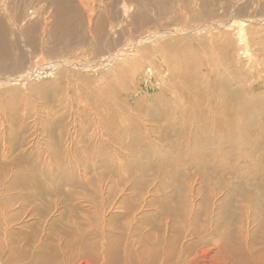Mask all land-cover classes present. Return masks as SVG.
<instances>
[{
	"label": "rangeland",
	"instance_id": "rangeland-1",
	"mask_svg": "<svg viewBox=\"0 0 264 264\" xmlns=\"http://www.w3.org/2000/svg\"><path fill=\"white\" fill-rule=\"evenodd\" d=\"M262 1L154 0L156 8H153L152 0L147 4L143 0H125L126 3H135L137 12L133 24L126 28L124 23L118 22V8L122 7L123 0H117L118 4H114L115 0H104L103 10L112 13V9H116V29L124 25L126 32L119 33L115 29L106 37L98 36L101 39L93 53L86 52L90 47L88 42L93 40L91 37L87 36L79 45L74 43L70 46L69 42L55 38L60 35L53 29V11L62 2L57 1L51 6L49 0H0V14H3V9L8 11L4 15L7 25L16 29L12 23L15 20L13 10L20 12L18 24L24 16L36 21L37 27L33 32L36 40L43 27L42 18H47V10L51 9L47 26H44L48 34L44 38L43 49L38 46L35 52L36 58L39 57L37 64L56 59L74 62L78 59L83 64L96 60L94 67L57 66L24 82L0 84V264H24L27 258L22 256L23 251L29 255L33 253L39 262L42 256L48 255L55 264H64L69 247L77 249L80 238L94 246L90 250L101 262L110 238L117 237L120 239L117 264H234L237 259L245 262L238 261L239 264L264 262V148H253L255 143L252 142L253 145H249L251 151L229 157L226 167L218 169H211L214 164H196L191 168L156 166L140 155L128 163L121 160L132 156L125 152L119 153L118 159L112 152L105 155H111L112 160L109 165L102 166L95 162V154L86 141L89 136H95L90 140L91 144L94 140L99 141L92 125L101 123L94 120L87 108L99 94L104 93H107L104 96L110 106L115 100L128 102L126 106L132 108L138 102L150 105L160 94L169 98L183 96L181 101L184 104L177 101L178 104L187 106L189 101H198V106L208 114L210 106L216 101L220 103L222 92L239 89L244 104L252 106L255 113L252 117L249 110L247 123L242 121L241 124L259 132V125L264 124V24L248 27L250 33H256L255 44L250 42V45L254 56L263 62L260 68L259 64L248 66V59L239 54L238 40L232 34L234 30L228 31L226 37V33L220 35L217 29H209L213 24L200 32L178 33L145 43L150 47L163 43L165 48L154 55L146 51L148 57H140L142 53L135 51L138 56V68L135 70L123 68L124 57L119 71L120 60L102 67L97 60L102 54L123 45L129 40V35L135 37L152 30L198 27L210 21L224 24L234 18H264V11H260L264 6ZM30 11L33 13L28 15ZM133 27L135 29L130 34L128 30ZM19 46L22 51H28L29 45L25 40L19 38ZM161 61L168 68V74L163 72ZM7 63H13V67L0 69V79L17 78L28 70L20 63ZM149 66L153 69L147 70ZM171 87L177 88L171 90ZM110 89L116 91L112 100L107 97L111 94ZM117 102H113L112 115L121 109ZM100 107L97 112L108 117V109ZM140 112H137V117L142 119ZM160 119L145 130L152 148L149 154L150 157L170 158L174 152L164 153L158 145L176 141L172 131L175 124L169 119ZM182 124L187 133L193 126L191 122ZM88 125L92 127L88 129ZM165 130L168 136H159ZM62 132L72 136L71 145L75 146L72 152L63 153L65 148L58 140ZM263 139H258V142ZM182 142V145L188 144L185 136ZM170 146L173 149V145ZM161 199H166L170 207L183 200L181 211L184 218H174L169 212L158 210L157 201ZM222 212L233 216L226 227L225 223L218 225ZM228 229L232 230L230 242L237 250L236 254L220 251L225 243L219 237ZM203 239L209 240L206 249L201 243ZM154 244H160L163 247L160 251L165 252L156 261L155 255H141L142 249ZM169 248L172 253H168ZM125 250L130 251V255H126L128 252ZM218 250L222 256L217 254ZM222 257L224 260L231 258L225 262Z\"/></svg>",
	"mask_w": 264,
	"mask_h": 264
},
{
	"label": "bare ground",
	"instance_id": "bare-ground-1",
	"mask_svg": "<svg viewBox=\"0 0 264 264\" xmlns=\"http://www.w3.org/2000/svg\"><path fill=\"white\" fill-rule=\"evenodd\" d=\"M49 1H50L51 6L53 5V3L57 1L62 2L60 3V6L56 7V9H54L53 11L54 22L52 24H53V29L55 30L56 34L60 35L55 38L65 43L69 42L68 43L69 46L70 44H74V43L78 45L80 43H83L80 41L86 40V37L88 36V37L93 38V40H90L88 42L90 47L86 48V52L93 51L94 53L96 52V48L98 49V40L101 39V37H98V36L106 37V34H108V32H114L116 29L117 24L115 23L117 21H114V14H115L116 9L114 8L115 11H113L112 9V13H110V11H107L106 9L103 10V7H105L104 0H49ZM116 1L117 0H115L114 4L116 3L118 4V2ZM152 1H153V8H156V4L154 0ZM143 3L144 4L149 3V0H143ZM122 7L118 8V16L120 18L118 22L124 23L126 28H129L128 26L132 25L134 22L133 18L136 19V16H137L136 15L137 12L135 10L136 5L133 2L126 3L125 0H123ZM0 10H2V7H0ZM11 10L12 9H10V11ZM50 10L51 9L47 10L48 12L47 18H49V15H51ZM126 10L128 13H126ZM260 11L261 12L264 11V6H262ZM7 12H8L7 9H3V14H0V69L7 68V67L11 69L13 67V63H7V61H13L15 63H20L21 66H25L28 70L25 72H21L17 76V78L7 77V78L0 79L1 85H7L11 82L13 83L24 82L26 79L32 76L42 74L43 71L47 70L48 68L53 69L57 66H61V67L72 66V68L76 67L78 69L94 67V63L96 62V60L94 61V63H91V64L85 63L86 64L85 65L82 62L78 61V59H77V62H74L72 60H65V59H61V60L52 59L54 61L48 60L47 62H45L44 59L42 58L41 60L42 62L44 61V63L37 64L36 62L39 60L38 59L39 57L36 58L35 52L38 49V46L40 47V49H43V45L45 43L44 38L48 34L46 31V28L44 27L47 24V21H46L47 18H44V17L42 18L43 27L41 28V30L39 29L40 31L38 32L39 33L38 39L36 40L35 34L33 33L37 27L36 21H31L30 19L25 18L24 16L21 19V23L18 24L17 20L20 16V12L13 10L12 15H14L15 20H12V23L16 25V29H17L16 30L15 28L7 25V23L5 22L4 15H7L6 14ZM32 13L33 11H30L28 15ZM57 16L59 17L58 22H56ZM211 24H213L214 26L210 27L209 29H217L220 35H223V33H226L225 35L226 37H227V33L234 30L232 34L238 40L239 49H240L239 54L242 55V57H246L248 59V62H247L248 66L251 65L255 67V65L259 64L258 66L260 68L263 65V62L260 63L259 60L254 56V53L252 52L253 49L250 45V42L255 44V42L253 41H254V36L256 35V33L255 31L250 33V28L248 29V27L249 26L253 27L257 24L259 25L264 24V18H258V19H254V18L235 19L234 18L232 19L231 22H227L224 24L217 22V21L215 22L210 21L198 27L195 26V27H190V28H181L178 30L176 29L154 30V31L152 30L148 32L146 31L144 35L139 34L135 37H133L132 35H129L127 38L129 40L124 42V44L121 45L119 48L111 50L105 54H102L100 58L97 60V62L99 63L100 67H102V66L111 65L120 60L119 65H118V71L121 69L122 61L124 62V65H125L123 68L127 69V67L128 68L130 67L132 70H135L138 68V65L136 64V58L138 56L135 53V51L136 52L139 51L142 53L140 54L141 56L139 55L140 57H145V56L148 57L149 53H146V51L151 52L152 55H154L158 52H163L165 48L164 47L165 45H163V43L157 44L153 47H150L146 45L145 43H148V42L150 43L151 41H155L156 39H162L164 38L163 36L170 37V36L177 35L178 33L185 34V33H192V32L193 33L200 32L201 30H204L207 27H209ZM123 26L119 27L120 29L117 28L116 30L119 31V33L123 31L126 32L125 29L123 30V28H125ZM134 29L135 28L133 27L128 30L130 34L132 30ZM94 32L96 36L93 37ZM91 33L92 35H89ZM259 33L260 32H258V34ZM116 34L117 32H115V36ZM14 36H15V40H14ZM124 36L127 37L126 34ZM19 38L25 40L27 44L29 45L27 47L28 49L27 52L22 51V49L20 48ZM139 44L142 46H140ZM51 50L54 51V49H51ZM133 53H135L136 56ZM260 55H263V54H260ZM32 59H35L33 60L34 61L33 63H32ZM161 62H162L161 66L164 67L163 72H167L166 74H168V68H166L165 64H163L164 63L163 61ZM31 63L32 65H30ZM27 64H29V66H27ZM99 65H96V66H99ZM146 69L152 70L153 67L149 66V67H146ZM145 73H148V71L145 70ZM256 73L258 74V72ZM46 74L48 73L46 72ZM117 84L119 83L117 82ZM171 88H172L171 90H173L177 87H171ZM115 93L116 91L112 89L111 94L107 95V97H109L112 100V96L116 95ZM105 94L107 93L99 94L97 96L98 99L97 98L96 100L94 99L90 107L87 108L88 110L91 111L94 120L97 119V121L101 123L100 125L99 124L92 125L93 130L96 131V132L93 131L94 134L99 135L98 137L99 141L97 140L95 142L94 140L95 143L94 142L92 144L90 143V140L94 139L95 136L94 138L92 136H89L88 139L86 140L88 141L89 146H91L90 149L93 150L92 152L95 154V157H96L95 162H97V165L98 163L101 164L102 166L109 165L110 160H112V158L110 157L111 155H108L107 156L108 158L105 155L111 152L112 154H114L115 158L117 157V159L120 157L119 153L125 152V154L127 155H132L130 156L131 158L127 157V158L121 159L122 161H125L128 163L131 160L132 162H134L140 155L142 157H146V160L154 163L156 166H163V165L164 166H167V165H174V166L178 165L179 166L180 165L183 167L188 166L191 168V167H195L196 164L198 165L200 164L203 166L214 164V167L211 169H218L221 167H226L227 163L225 162L227 161L229 157L232 158V156L234 157V155L238 157L241 155H245V152L247 151H251L249 147L250 144L253 145V143H255L253 145V148H264V144H263L264 139L262 140L261 143L258 142L259 141L258 139L264 137V133H262L264 131V124H262L261 126L259 125V130H258L259 132H255L254 129L247 127V124L245 127L243 124H241L242 121H246L247 123V116L249 115V110H251L252 117L255 113L251 109L253 108L252 106H248L244 104L243 100L241 99L242 91L239 89H235L232 91L225 90L224 92H222L220 103L216 101V104H213L212 106H210L207 109L209 111L208 114L205 113L202 106H198L199 105L198 101H195V102L189 101L188 102L189 104L187 106L178 104L177 101L179 103H183L181 101V98L183 96L178 97V96L173 95V98H169V97H166L165 95L160 94V96L152 100L153 102H151L150 105H147V103L142 104V102H138L134 104L132 108V106L130 105L126 106V103L129 104L128 102L126 103L124 101L117 102L115 100L112 101L111 103L112 106H110L107 98L104 96ZM211 99L214 100V97H212ZM171 100H173V103H171ZM113 102L114 103L117 102V104L121 107L120 110L118 109L119 111L114 112L115 113L114 115H112L113 112H111L112 110L111 108L114 105ZM194 103L197 105H195ZM85 105L87 106V103H85ZM99 105H101L100 108L104 107L108 109L109 111L108 113H110L108 117H105L104 114L101 113L100 111L97 112V110L99 109L98 108ZM139 111H142V113L140 112L142 119H139L137 117V112ZM28 116H30V114ZM87 117L88 116H86V119ZM146 118H148V121H146ZM160 118L169 119L170 123L175 124V130H172V131L177 137L176 141H171L167 144L158 145L161 147V149L164 150V153L165 151L174 152V154L170 158H160L158 156L150 157V154H149L152 148L150 149L151 146L148 143L145 130L148 129L149 126L150 127L154 126L157 122L161 120ZM90 122L92 123V121ZM189 122H191L193 126L187 133L182 123H189ZM10 124H12V122ZM147 124L149 125L146 127L145 125ZM89 127L90 125H88L87 128L89 129ZM84 129L86 130V128ZM65 134H66L65 132H62L61 136H59V139H58V136L56 135L57 139L62 143L61 147L65 148V151L63 153H67V151L72 152V150H75L74 149L75 146L73 147L72 146L73 144L71 145L72 139H70V137L72 136L69 137L68 135H65ZM167 134L168 132L165 130L159 133V136H162L163 138H165ZM184 136H185V139L188 140L187 145H182ZM11 139L10 141H12ZM170 145H173L172 147L173 149L170 148L171 147ZM57 149L59 150L60 148L58 147ZM98 156H101V157H98ZM216 164H219L217 168H215ZM21 180L24 181V179H21ZM157 203H158V210L162 212H169L168 214L174 218H179V219L184 218L185 215L181 211L184 205L183 200H181L177 206L174 205L172 207H170V205L167 204L166 199L158 200ZM224 212H225V207H224ZM224 212H222L221 214V219L218 221L219 222L218 225H221V223H225V227H226L227 222L230 221L231 217L233 216L231 214H224ZM163 214L164 213L158 214L160 215L158 217H161ZM194 229L196 230V227H194ZM231 231L232 230L228 229V231L226 230L224 235H221L219 237V240L222 239V241L225 243V247H222L223 250L220 249V251L222 252L228 251V253L232 252L231 254H236L237 250L232 247L231 242H230L232 241ZM212 234H214V232ZM80 239H81L79 241L80 245L77 246V249L72 250L73 248L69 247L70 251L64 258V264H87L88 262H94L95 264H117L116 260H118V255H120V252H118V248H117L119 246L118 242L120 241L118 237L113 238V239L110 238V241L108 243L109 245L107 244L108 246L107 245L105 246L104 257H103V261L101 262L98 261L97 255L92 253L93 251L90 250L94 246L91 247L90 242L86 241L83 238H80ZM201 243L203 244V249H206L205 246H208L209 240L203 239L201 240ZM160 249L161 250L163 249V247L160 244H154L151 247H146L142 249L141 255H144L145 257H147V255H153V256L155 255L157 256L155 258V261H156L157 258L163 255L162 253H165V252L160 251ZM210 249L209 251H211ZM124 252H128L126 253V255H130L129 254L130 251L125 250ZM217 252H219V250ZM168 253H172L170 248L168 249ZM18 254H21V252H19ZM217 254H221V252ZM237 254H240V252ZM22 256H25L27 258L24 264H55L53 261L50 260V256L48 255L42 256L40 259V262H39V258H37L33 253L29 255L27 252L23 251ZM258 257L260 258V256ZM220 258L221 257L219 256V260ZM223 258L224 257H222V259ZM226 260L223 259L222 261L226 262ZM240 260L241 259H237V261H234L236 262L234 264H239L240 262L245 263L244 261H240ZM163 261L164 259L162 257V262ZM254 262L256 261L254 260ZM256 263L264 264V262L262 261H258ZM129 264H134V263H129Z\"/></svg>",
	"mask_w": 264,
	"mask_h": 264
}]
</instances>
